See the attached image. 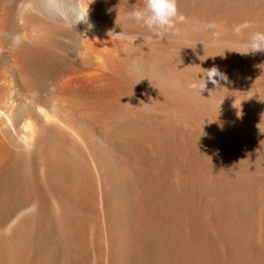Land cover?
Here are the masks:
<instances>
[{"label":"bare ground","instance_id":"bare-ground-1","mask_svg":"<svg viewBox=\"0 0 264 264\" xmlns=\"http://www.w3.org/2000/svg\"><path fill=\"white\" fill-rule=\"evenodd\" d=\"M177 3L0 0V264H264V0Z\"/></svg>","mask_w":264,"mask_h":264},{"label":"clouds","instance_id":"clouds-1","mask_svg":"<svg viewBox=\"0 0 264 264\" xmlns=\"http://www.w3.org/2000/svg\"><path fill=\"white\" fill-rule=\"evenodd\" d=\"M127 17L141 27L146 28L150 33L156 37H165L167 35L178 36L181 33L179 24L186 22V17L179 11L177 0H144L143 7L135 8L133 11L127 13ZM83 17L80 20H83ZM211 27H214L211 26ZM121 39L134 41L137 39L135 35H125L121 33L115 35ZM13 46L21 43L22 37L16 35L12 37ZM217 46V45H213ZM249 53H264V32H255L251 35L248 42L243 45ZM205 78H198L197 81L189 84V88L193 91L201 92L206 89L207 82L218 86L220 81H227V77L219 71L218 68L212 67L204 71Z\"/></svg>","mask_w":264,"mask_h":264}]
</instances>
